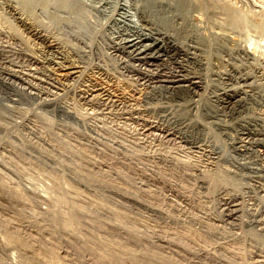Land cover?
<instances>
[{
    "label": "rangeland",
    "instance_id": "1",
    "mask_svg": "<svg viewBox=\"0 0 264 264\" xmlns=\"http://www.w3.org/2000/svg\"><path fill=\"white\" fill-rule=\"evenodd\" d=\"M16 1L51 40L76 53L79 61L82 60L79 64H85V71L105 74L108 84L112 83L111 86L123 92L122 96L140 97L143 94L142 86L123 73L117 60L110 55L108 40L100 38L104 17L94 6L85 3L86 0H68L66 9L60 8L57 0L41 7L40 4L29 5L27 0ZM124 1L130 3V0L121 2ZM72 5L83 6L84 11L81 8L83 12L79 15ZM14 20L0 2V36H5V42H12L15 49L37 56L39 46ZM190 22L191 26L198 27L194 19ZM210 28H207L209 33L197 28V33L200 36L211 33L213 37L214 34L226 36L228 51L249 42L248 34L241 29L232 27L224 32ZM76 33L78 37L74 36ZM11 57L13 60L7 58L8 61L0 63V71L9 67L19 69L17 75L24 83H10L0 75V264H39L32 255L41 256L46 264L57 261L59 264H264V245H260L257 237L259 229L245 225L233 229L202 218V211L215 218L223 215L218 192L225 186L232 193L243 189V192L239 190V201L244 208L242 219H247L249 203L253 197L263 195L254 187L252 174L243 166L244 161L253 160L251 152L233 151L230 140L212 130L208 139H203V144L208 145L203 149L219 151L216 165H209L203 155L189 153L188 145L145 136L141 131L143 118L149 117H135L123 107L112 108L110 113H99L83 103L72 86L59 85L54 69L52 72L56 74L50 69L53 75L50 79L48 72L42 69L29 71L23 57ZM224 58L230 57L225 55ZM232 61L236 65L243 63L238 57ZM251 62L264 66L263 59ZM47 97L56 101L50 105L43 101ZM259 104L264 105V102ZM259 104L251 105L254 108L250 107V110L254 111L249 115H257L264 109ZM183 152L188 155L183 156ZM184 157H187L186 161ZM258 160L261 164L262 157ZM260 176L264 186V173ZM202 177L205 179L203 184L200 182ZM170 189L183 190L186 201L170 195ZM147 202L150 204L145 205ZM149 205L158 207L157 211ZM72 215L77 221L76 229L74 224L68 229L67 226L63 228L66 217ZM3 237L21 240L31 246L32 253L5 244L6 247L2 244ZM163 241L178 247V253L166 251L162 247Z\"/></svg>",
    "mask_w": 264,
    "mask_h": 264
},
{
    "label": "bare ground",
    "instance_id": "2",
    "mask_svg": "<svg viewBox=\"0 0 264 264\" xmlns=\"http://www.w3.org/2000/svg\"><path fill=\"white\" fill-rule=\"evenodd\" d=\"M53 1L54 0H27L29 5L40 4V7L43 4V6H46V4L54 3L55 1ZM57 1V4H59L62 9H66L67 5H69L67 3L68 0ZM79 1L83 2L84 0ZM121 1L86 0L85 3L88 2L91 6H94L93 8L98 9L102 13L101 15H103L104 18L102 17L103 22L100 24L102 30L100 38L108 40L106 43L108 42L109 44L110 55L115 58V61L117 60V65L122 72L142 86L144 92L141 90L143 94H140V97L129 94V96H125L126 94L122 96V94H124L123 92L120 93L118 88L113 87V85L111 86L112 83L110 85L108 84L106 81L107 79L105 80V74L100 72L96 74L94 73L96 71H92L93 73L85 71L86 69H83L85 64H79L82 60L79 61V57L76 56V53L69 50L68 46L57 43L56 41L54 42L53 39L51 40L42 29L35 25L29 17L30 14L28 15V13H26L27 11H24V7L18 6L15 0L0 2L9 10L12 18L15 19L14 21L24 28L26 34L30 35L31 38L33 37L34 43L39 46V54H36L37 56L28 55L17 50V48L15 49L11 46L12 42H5V40H3L5 38L3 35L4 38L0 36V60L2 61L0 63L3 64L5 59H12V55H17L23 57L24 62H26L25 66H27L29 71H39V69H42L48 72L47 77L50 78V76H53L51 72L52 69H54L57 74L54 73L59 77V85L65 88H70L69 86H72L83 103L90 106L92 109H95L99 113H106L107 111L110 113L109 110L112 108L116 109L123 107L127 108L130 114L136 115L135 117L138 116L141 119L144 116L149 117L143 118L144 128L143 130L140 129L145 136H154L156 139L160 137L165 141L171 140L179 142V144L188 145L186 147L189 148V153L203 155L206 160L205 162L208 163L209 161V165L210 163L216 165L219 151L217 150L216 152L212 149H203L208 146L203 144V139H208V134L213 132L212 130L225 136L226 139L228 138L230 140L229 145L233 151L237 153L251 152V156L254 157L253 160L250 159L251 161L246 163L244 161L243 166L252 174L251 180L253 181L254 187L260 193H263V195L256 199L253 197V201L250 203L248 202L249 206L246 208L247 216L245 214L247 219L245 218V221L242 219L244 208L242 207L243 204L241 206L242 201H239L241 197L239 196V190L242 191L243 189L240 188L238 192H236L238 194H236V190L232 193L229 191V188L227 189L224 185V188H222L223 190L219 189L220 191L218 192L220 197L219 206L223 209V215H219V218H215L209 215V213L207 215V212L204 213V211H202L204 215L202 218L207 221L213 220L220 222L233 229L235 227L240 228L242 225L257 228L260 233L258 236V233L255 236L259 237L260 245L263 246L264 186L261 183L262 179L260 173H264V109H261V112L257 115H254V113L253 115L252 113L249 115V113L252 104L257 103L258 105L264 102V66L251 62L259 61L260 59H263L264 62V0H130V3ZM73 7L79 15L84 11L83 6ZM44 9L46 8L44 7ZM133 17H136V20H133ZM192 19L197 22L198 27L193 26L195 24H192V26L189 24ZM210 27H216L222 31L231 30L232 27H235L237 30L241 29L240 31H245L248 34L249 42L247 45H238L237 47L235 46L236 49H230L228 51L227 48L229 47L227 46L226 48L225 46V41L227 40L225 38L226 36H216V34H214L215 36L213 37L212 33L211 35L203 34L205 36L198 35L197 28H201V30L206 31V33L208 31L209 33L211 32L209 31L211 29ZM0 34L2 33L0 32ZM74 36L78 37L77 33ZM225 55L230 58L226 60V58H224ZM237 57L243 62L242 64L236 65L233 63L232 60ZM20 67L19 65L18 68ZM19 71V69H12L9 67L2 69L0 75L10 83L12 81L23 82V79H21L22 77L20 78L19 75H17ZM23 77H25V75ZM30 77L31 76H29V78ZM38 79L40 78L38 77ZM35 80H37L36 77ZM38 81L41 82V80ZM37 85L38 84H36V86ZM28 87H30V83ZM33 88L35 89V87ZM42 90L44 91V89ZM58 90L64 91L62 89ZM56 95L58 94L56 93ZM54 97L58 99L57 96ZM43 101L52 105L56 100L55 98L48 99L47 97V99L44 98ZM172 107L176 108L173 109ZM172 109L177 112L174 113ZM161 141L162 140H160V142ZM162 143L165 142L162 141ZM221 149L223 150V147ZM183 153H185L182 154L183 156L188 155L186 154L187 152ZM222 157L224 158V153ZM259 157H262L261 164L257 163ZM202 158L200 156V159ZM200 172L201 171H199V173ZM200 182L201 184L205 183V179L203 178ZM248 185L247 188L249 187ZM180 190L181 189H170L171 192L169 194L180 198V201H186L185 199L187 197L185 192ZM244 192L246 191L244 190ZM148 204L150 203L147 202L145 205ZM156 204L158 205V203ZM152 205H149L151 206L150 208L156 209L155 211H157L158 207L153 208ZM53 219L55 218L53 217ZM65 220V226L62 225L63 228L67 226L66 229H68V226H72L73 224L75 228V222H77L75 216L66 217ZM12 227H14V225ZM16 239H12L11 237L7 238V240L4 239L2 244H6L8 247L19 248L24 253L31 252L29 249L31 246L28 247L26 243L25 245L21 240ZM162 244V247L166 251L178 253V247L174 246L173 243V245H171L167 241H163ZM31 257L39 264H46V260L42 261V259H40L41 256L33 257L32 255ZM57 263L55 262V264Z\"/></svg>",
    "mask_w": 264,
    "mask_h": 264
}]
</instances>
